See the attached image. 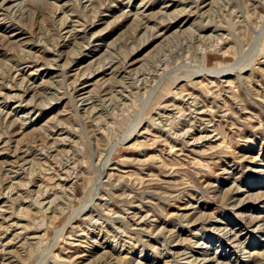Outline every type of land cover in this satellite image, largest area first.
Returning a JSON list of instances; mask_svg holds the SVG:
<instances>
[{
  "label": "rangeland",
  "instance_id": "1",
  "mask_svg": "<svg viewBox=\"0 0 264 264\" xmlns=\"http://www.w3.org/2000/svg\"><path fill=\"white\" fill-rule=\"evenodd\" d=\"M0 264H264V0H0Z\"/></svg>",
  "mask_w": 264,
  "mask_h": 264
},
{
  "label": "bare ground",
  "instance_id": "2",
  "mask_svg": "<svg viewBox=\"0 0 264 264\" xmlns=\"http://www.w3.org/2000/svg\"><path fill=\"white\" fill-rule=\"evenodd\" d=\"M227 69H225V70H223V71H226ZM220 72H221V70H220ZM224 75V74H223Z\"/></svg>",
  "mask_w": 264,
  "mask_h": 264
}]
</instances>
